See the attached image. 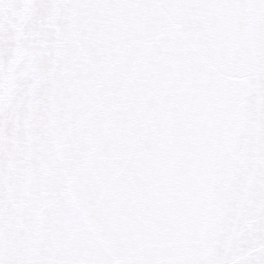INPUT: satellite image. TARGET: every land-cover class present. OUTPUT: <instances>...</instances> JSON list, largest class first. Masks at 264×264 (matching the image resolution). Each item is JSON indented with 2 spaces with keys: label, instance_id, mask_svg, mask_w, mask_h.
I'll return each mask as SVG.
<instances>
[{
  "label": "snow or ice",
  "instance_id": "1",
  "mask_svg": "<svg viewBox=\"0 0 264 264\" xmlns=\"http://www.w3.org/2000/svg\"><path fill=\"white\" fill-rule=\"evenodd\" d=\"M0 264H264V0H0Z\"/></svg>",
  "mask_w": 264,
  "mask_h": 264
}]
</instances>
